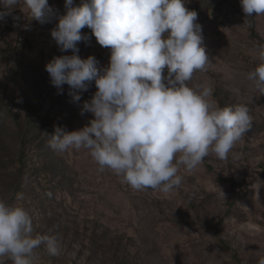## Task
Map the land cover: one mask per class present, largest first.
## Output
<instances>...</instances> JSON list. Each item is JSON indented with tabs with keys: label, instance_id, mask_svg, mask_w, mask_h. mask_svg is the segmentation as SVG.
<instances>
[{
	"label": "rangeland",
	"instance_id": "1",
	"mask_svg": "<svg viewBox=\"0 0 264 264\" xmlns=\"http://www.w3.org/2000/svg\"><path fill=\"white\" fill-rule=\"evenodd\" d=\"M48 3L54 10L50 22L31 19L23 0L0 20V200L21 204L32 216V235L55 236L60 249L49 256L41 246L33 264H258L264 232H239L233 220L264 227V206L255 205L250 188L264 179V94L248 79L260 63L264 15L246 16L240 0H186L185 7L198 14L210 60L188 86L210 87L221 107L247 105L251 126L227 159L210 154L191 174L182 170L181 185L164 197L99 170L85 149L49 147L55 126L72 132L89 125L94 116L82 114L83 104L98 89L93 80L74 102L69 85L62 92L52 85L46 64L73 52H62L51 36L66 13L65 0ZM81 32L90 39L78 43V55L95 56L99 69L108 67L111 49L90 28ZM21 129L30 133L26 147ZM209 181L225 197L208 191ZM260 199L264 203V188ZM0 264L12 261L0 256Z\"/></svg>",
	"mask_w": 264,
	"mask_h": 264
},
{
	"label": "clouds",
	"instance_id": "2",
	"mask_svg": "<svg viewBox=\"0 0 264 264\" xmlns=\"http://www.w3.org/2000/svg\"><path fill=\"white\" fill-rule=\"evenodd\" d=\"M21 0H0V20L12 14ZM186 0H65L66 13L58 17L51 31L62 52L45 68L53 86L62 92L70 86L74 102L94 80L97 91L83 104L82 114L94 118L81 130L67 132L55 126L49 147L58 152L87 150L99 170H112L134 190L152 189L166 197L178 188L184 174H191L205 157L214 154L225 160L251 126L247 105L221 107L211 99L212 89L188 86L197 71L210 62L203 44L198 14L185 7ZM31 19L41 24L54 15L48 0H23ZM246 16L264 15V0H240ZM18 19V18H14ZM111 49L110 65L97 67L95 56L82 59L78 43L90 37ZM260 63L248 74L264 94V46ZM165 68L167 75H163ZM79 90V91H76ZM253 201L264 206L260 191L264 179L250 185ZM208 191H219L214 181ZM49 195H51L49 193ZM17 201L23 200L18 193ZM247 211L246 205L239 204ZM235 224L248 234L264 232L251 219ZM33 220L21 205L0 200V256L12 264H33L37 250L44 246L49 256L59 255L55 236L32 235ZM258 264H264L262 255Z\"/></svg>",
	"mask_w": 264,
	"mask_h": 264
},
{
	"label": "trees",
	"instance_id": "3",
	"mask_svg": "<svg viewBox=\"0 0 264 264\" xmlns=\"http://www.w3.org/2000/svg\"><path fill=\"white\" fill-rule=\"evenodd\" d=\"M21 131H22V129H21ZM21 136H22V139H23L22 145H23V147H26V143L28 142V138L30 137V133H28V132L25 133V132L22 131ZM22 156H24V152H23Z\"/></svg>",
	"mask_w": 264,
	"mask_h": 264
}]
</instances>
